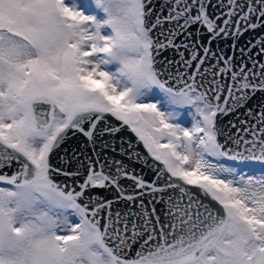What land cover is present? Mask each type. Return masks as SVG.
Listing matches in <instances>:
<instances>
[{
    "label": "snow or ice",
    "instance_id": "6c2138e0",
    "mask_svg": "<svg viewBox=\"0 0 264 264\" xmlns=\"http://www.w3.org/2000/svg\"><path fill=\"white\" fill-rule=\"evenodd\" d=\"M165 6L161 16L152 0H0V264H264V106L249 109L255 123L237 135L218 124L264 92V62L253 58L264 56V35L241 49L252 67L236 70L234 57L211 48L264 28V0ZM209 7L226 11L210 16ZM193 26L206 42L191 39ZM185 33L189 42L177 44ZM181 47L189 58L180 51L168 67L158 59ZM173 63L185 71L169 70ZM125 127L158 162L156 180L119 161L114 173L97 170L99 160L87 156L79 190L53 179L80 175L52 165L69 134L94 149L98 137ZM81 155L60 159L83 167ZM122 179L133 181L131 193ZM107 188L140 210L113 212L115 201L88 195ZM155 204L164 205L163 220Z\"/></svg>",
    "mask_w": 264,
    "mask_h": 264
},
{
    "label": "water",
    "instance_id": "95a60500",
    "mask_svg": "<svg viewBox=\"0 0 264 264\" xmlns=\"http://www.w3.org/2000/svg\"><path fill=\"white\" fill-rule=\"evenodd\" d=\"M212 4H217L218 0H211ZM165 4V0H152V7L155 13L160 14L161 16H166L168 14V7H162ZM220 11H226V9L209 7L208 13L210 16L219 15ZM154 19V17H153ZM174 27V25L165 24L164 28L169 29ZM192 33V40L199 38L201 41H207V33L204 30L197 32V27L193 26V28L189 29ZM167 34V33H166ZM264 35V28L253 30H248L243 33V35L239 36L235 42L231 37L227 39H219L212 42L211 48L216 53L217 56L223 54L225 57L232 56L234 57L233 64L236 67V70H239V66L241 64H247L248 67H252L251 61L247 55H242L241 49L247 50L251 47V44L255 42V40ZM187 33L180 35L176 38V43L180 44L182 42H189L186 39ZM163 39V37H161ZM234 45V46H233ZM180 51L185 52V58L190 57V53L185 51L183 47L177 51L175 48H168L163 50L159 56V60L164 63L165 67H168L167 61H176L179 62L181 57L179 55ZM253 54L258 52V48L252 49ZM202 54V53H201ZM255 59H259L264 62V56H253ZM210 63H215V61L206 62L205 66H208ZM223 62L221 61V65ZM169 70L175 72L185 71V68L182 63H173ZM199 79V78H198ZM208 81L212 79L209 74L206 78ZM230 78L222 80V83H230ZM225 95L227 94L225 90ZM261 106H264V92H256L254 95L250 94V98L246 102L244 107L238 108L235 112H229L227 115H221L218 119L219 126L229 135H237V128L243 129L248 125L255 123V121L248 115L249 109H251L253 114L258 113L261 110ZM241 121H246L247 123L242 124ZM114 124L118 123L113 121ZM235 124L234 128L232 125ZM103 127V125H101ZM239 135H247L243 131L239 133ZM247 138H251L248 136ZM221 142L223 143L225 137H220ZM107 144L108 146L105 148L103 145ZM129 143L132 145L129 148ZM124 149L125 151H122ZM73 150L77 152H82L80 159L84 161L83 167H80L75 161L70 165L66 166L62 163L60 157L65 154L67 151L68 154H71ZM138 153L139 158L135 156H131V153ZM96 153L99 155L97 156ZM91 157L94 161L99 160V163L96 164V169L100 170L101 165H104L105 172H115L117 165L115 161H119L121 166L125 168L130 174H135L143 178L146 182H152L156 180V175L154 171V165L158 164V162H154L150 156H148L146 149H144L142 143H138L135 135L130 132L126 127L122 129L120 133L114 135L105 134L103 137H98L95 147L89 145L86 141V138L77 134L75 136L69 134V137L66 139L64 144L52 155V165L53 167H62L69 171H74L79 168L80 175L73 177H65L63 175H55L53 179L60 184H67L71 187H76L78 189V184L83 181L86 176L87 169V159L85 157ZM10 171V170H9ZM159 185L163 184V180L157 181ZM122 186L125 187L126 191L131 193L134 189L133 181L128 179L121 180ZM195 191V190H194ZM169 195H175L177 197L180 196V193L177 191L175 193L172 190H169ZM88 195H93L98 199L107 201L113 200L115 201L112 205V211H121L124 212H138L139 209V201L136 202L135 205H132L127 201H116L117 193L112 188L107 189H90ZM159 195V194H157ZM145 205L151 210L153 207L152 204H148V201L152 199L151 196L146 195L143 197ZM207 203L208 201L205 200ZM157 213L160 215L161 219L164 218V205L155 204ZM136 248L138 245H134L132 249V255L135 254Z\"/></svg>",
    "mask_w": 264,
    "mask_h": 264
},
{
    "label": "rangeland",
    "instance_id": "374dc122",
    "mask_svg": "<svg viewBox=\"0 0 264 264\" xmlns=\"http://www.w3.org/2000/svg\"><path fill=\"white\" fill-rule=\"evenodd\" d=\"M78 3L84 2V0H77ZM88 3H91V0H87ZM182 120L187 126H190L191 118L187 115V109L182 111ZM259 175V173H256ZM71 219H75L74 217H70Z\"/></svg>",
    "mask_w": 264,
    "mask_h": 264
}]
</instances>
